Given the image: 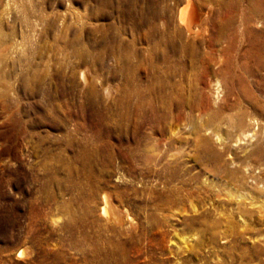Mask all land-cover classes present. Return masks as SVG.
Wrapping results in <instances>:
<instances>
[{"label": "rangeland", "instance_id": "374dc122", "mask_svg": "<svg viewBox=\"0 0 264 264\" xmlns=\"http://www.w3.org/2000/svg\"><path fill=\"white\" fill-rule=\"evenodd\" d=\"M184 1L0 0L19 46L0 57L19 131L0 129V264H240L264 248V74L238 71L254 100L238 99L207 58L233 36V67L252 66L245 29L264 20L243 24L239 0L234 34L187 38Z\"/></svg>", "mask_w": 264, "mask_h": 264}, {"label": "bare ground", "instance_id": "6f19581e", "mask_svg": "<svg viewBox=\"0 0 264 264\" xmlns=\"http://www.w3.org/2000/svg\"><path fill=\"white\" fill-rule=\"evenodd\" d=\"M208 1L209 0H207V2ZM247 2H248V11L250 13V16L245 18L244 19L245 21H243V22L241 20H239V21H241L243 24H245L246 21L249 23L250 21H252L253 17H257L262 24L263 20H264V0H247ZM238 3H240L239 0H228L227 2H223L222 5L225 6V9H226L225 11L227 12V14L225 13L223 16L212 17L211 8H210L212 5L210 3H209L210 6L208 7L209 10L207 9L206 11H203L202 7L199 6L194 0H185L184 4H183V6L179 12V22L185 31L186 37L187 38H189V37H200L201 35H204L205 34L204 31L206 29V28H204V24H206V26L211 25L214 29H216L219 32L220 38L225 37V35H227L229 33L234 34L233 25L236 22V18L234 16H235V12L237 11L236 8L238 6ZM14 9L17 12V15H15V17L18 16V20H20L24 24L27 23L28 21H30L29 20L30 14H29V12H27V8L24 5H18L17 4V6H14ZM18 14H20V15H18ZM15 19H17V17ZM243 24H241V25H243ZM263 25L264 24H262V26ZM179 32L176 35L180 37L182 35L181 34L182 31L180 33ZM245 32H246V34L249 35L250 42H249V48L243 54V58L246 61L251 60L253 63L252 66L247 65V63L242 64L243 63L242 62L241 63L242 65L239 68L240 70H237V69L235 70V68L233 67L234 64L232 63L231 59L228 57V56H230V53L232 52V50L236 48L237 42H235V40L233 39V36H232V39L230 41H228V42L225 41V44L227 43L225 45V48L219 49V53L217 55L212 54V52L209 51L210 53L208 52L207 58L211 60L212 59V58H210V55H211L213 58H215L219 61V63L221 64V69L219 70V72H224L226 70L227 74H228V72L231 74V82L233 84V90L236 91L238 99L241 98V99L246 100V101L247 100L252 101V100H254V97L251 96V86L248 83V81L246 80V76L247 75H251V76L253 75L254 76L255 73H261V72L264 74V28L260 31H255L253 29H245ZM215 41H217V43H218V39H215ZM6 42H7V40H5L4 36L0 35V57L5 56V55H7V57L8 56L10 57V55H12L13 53H16L17 50L19 49V46H18V43L16 40H13V42H11V43H6ZM186 47H189V45H186L184 48H186ZM222 47H224V46H222ZM226 56L228 58H226ZM7 57H5V58H7ZM236 66H238V65H236ZM238 71H243V73L246 76L240 77L237 74ZM3 74H5V73H3ZM4 76H2V77H4ZM0 82H1L0 84L2 87V91H3V93L0 95V100L1 99L3 100V102H2L3 104L1 102H0V104L2 105V108L5 111V116H4L5 121L2 122L3 126H0V129H8L9 131L12 132V133H10L11 136L12 135L15 136V134L19 132L16 128L17 123H18V119H16V117L14 115V111L11 109L12 107H11V104H9V100L7 97V90L10 89V87H11L8 84L10 81L7 83V79H6V83H5V80H4V82H2L0 80ZM216 82H217L216 83V86H217L216 91H217V98H218L219 97L218 96L219 95V89H221L220 88L221 85H220L218 80ZM10 84H11V82H10ZM198 96H199V98L201 97V95H197L196 96L197 98H195V99H198ZM149 108H150V106H149ZM144 109H145V107H144ZM0 113H1V111H0ZM142 115H143V113H142ZM18 128H21V127H18ZM18 134H16V135H18ZM4 136L6 137V134L3 133L2 131H0V139L3 138ZM103 210L106 212L107 211L106 207H104ZM117 219H119V218H117ZM233 252H235V251H233ZM23 254H26L25 250H21L18 255H23ZM263 256H264V248H261V247L249 248V247L243 245V247H241L238 250L236 258L240 264H264V259L262 258ZM228 259H229V257H228Z\"/></svg>", "mask_w": 264, "mask_h": 264}]
</instances>
